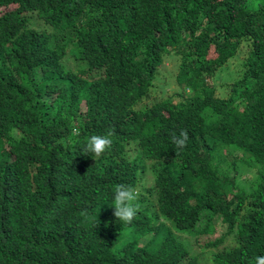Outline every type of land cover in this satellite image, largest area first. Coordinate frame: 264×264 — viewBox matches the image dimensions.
<instances>
[{
	"label": "trees",
	"instance_id": "1",
	"mask_svg": "<svg viewBox=\"0 0 264 264\" xmlns=\"http://www.w3.org/2000/svg\"><path fill=\"white\" fill-rule=\"evenodd\" d=\"M171 54L177 100L147 104ZM216 226L204 264H264V0H0V264H199L170 229Z\"/></svg>",
	"mask_w": 264,
	"mask_h": 264
},
{
	"label": "rangeland",
	"instance_id": "2",
	"mask_svg": "<svg viewBox=\"0 0 264 264\" xmlns=\"http://www.w3.org/2000/svg\"><path fill=\"white\" fill-rule=\"evenodd\" d=\"M34 26L38 29H41V26L37 22H32ZM246 46L243 44L241 48L238 50L236 55L228 60L223 66H221L212 77L210 84L215 88V96L217 98H224V96L228 93V85L238 80L243 72L244 68V59L246 58ZM65 66L67 69L71 71H76L82 67V65L78 62L77 64L73 61V58L70 56L65 57ZM177 57L174 54L163 57L160 67L157 70L156 78L153 81L152 88L149 92V97L147 98V104L153 103L155 101L162 100L167 97H172L174 101L177 100L176 93L180 92L179 88L175 85L174 75L177 69ZM234 156H228L226 160L229 162L232 161ZM256 170H258V166H254ZM239 176L235 178V185L241 190L250 193L253 191L256 184L253 178V170L248 168H243L242 172L238 174ZM152 177L147 170L144 171L140 182L135 188L136 194L146 197L147 203L149 207H153L155 202V195L152 192ZM135 194V195H136ZM141 198V197H140ZM141 206V202L140 205ZM151 213H154V208H152ZM157 222L163 223L165 226L170 227L169 224L163 221L161 218H157ZM156 221V218H154ZM217 229V230H216ZM216 231L208 236V237H199L196 242L187 234H180L175 232L171 227V232L177 236V239L183 243L184 247L188 251L189 255L195 256L199 264H204V260L208 257H211L217 251H221L224 249H230L233 246L232 237L228 236L224 239L222 245L216 247L214 251H210L204 249L202 247L203 241L212 240L217 235H219L223 228H217ZM145 239H140L139 244H143ZM191 247V248H190ZM191 249L194 251L192 252ZM209 264V263H205Z\"/></svg>",
	"mask_w": 264,
	"mask_h": 264
}]
</instances>
